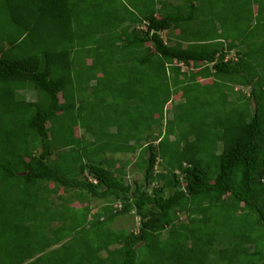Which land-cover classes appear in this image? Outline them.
Masks as SVG:
<instances>
[{
	"label": "trees",
	"instance_id": "16d2710c",
	"mask_svg": "<svg viewBox=\"0 0 264 264\" xmlns=\"http://www.w3.org/2000/svg\"><path fill=\"white\" fill-rule=\"evenodd\" d=\"M0 264H264V0H0Z\"/></svg>",
	"mask_w": 264,
	"mask_h": 264
},
{
	"label": "rangeland",
	"instance_id": "374dc122",
	"mask_svg": "<svg viewBox=\"0 0 264 264\" xmlns=\"http://www.w3.org/2000/svg\"><path fill=\"white\" fill-rule=\"evenodd\" d=\"M167 34L169 35L170 33H164L163 35H164V37H166L167 36ZM28 97H29V99H36L37 98V96H36V93L35 92H30L29 91V95H28ZM84 131V130H83ZM135 175L137 176L135 179H140L141 178V175H138V173H135ZM94 205V208H97V206L99 207L101 204L100 203H95V204H93ZM120 226L121 227H126V228H137V227H135V225L132 223V221H131V218L129 217V216H125L122 220H121V223H120Z\"/></svg>",
	"mask_w": 264,
	"mask_h": 264
}]
</instances>
